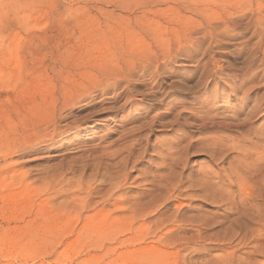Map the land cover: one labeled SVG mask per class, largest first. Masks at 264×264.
I'll return each mask as SVG.
<instances>
[{
	"label": "rangeland",
	"instance_id": "1",
	"mask_svg": "<svg viewBox=\"0 0 264 264\" xmlns=\"http://www.w3.org/2000/svg\"><path fill=\"white\" fill-rule=\"evenodd\" d=\"M260 22L264 0H0V264H264V107L252 134L224 80Z\"/></svg>",
	"mask_w": 264,
	"mask_h": 264
},
{
	"label": "bare ground",
	"instance_id": "2",
	"mask_svg": "<svg viewBox=\"0 0 264 264\" xmlns=\"http://www.w3.org/2000/svg\"><path fill=\"white\" fill-rule=\"evenodd\" d=\"M262 18V17H261ZM264 23L260 22L259 28L263 27ZM261 66V68H260ZM262 69V70H261ZM262 71L264 75V29L262 28V39H260V42L258 43V47L256 52L252 55L250 59H248V62L244 68V70H241L240 72H231L226 74L225 81L229 84L237 85L235 90L238 94H240L237 107H249V113L247 117V130L250 131L252 134H256L257 131L261 128H257L255 126H252V120L255 116H257L262 107H264V77L260 76L259 74ZM222 73L221 68L213 69L212 67L207 69L206 71V78L209 76H212L213 74H220ZM229 80V81H227ZM221 80L218 78H215L212 80L211 83L219 84ZM260 84V85H256ZM234 90V91H235ZM233 91V90H232ZM207 110L209 111L211 109V106L207 104ZM264 129V127H262ZM246 199H250L249 197H245ZM252 204V200L250 201ZM251 212L248 213L250 216L251 213L254 212V214L260 218L258 213H255L258 211V206L253 203L250 207ZM262 220H258L256 223L260 225V222ZM260 228V227H259Z\"/></svg>",
	"mask_w": 264,
	"mask_h": 264
}]
</instances>
